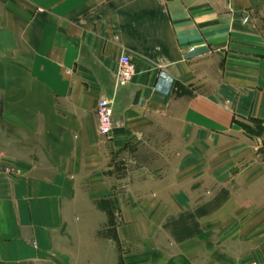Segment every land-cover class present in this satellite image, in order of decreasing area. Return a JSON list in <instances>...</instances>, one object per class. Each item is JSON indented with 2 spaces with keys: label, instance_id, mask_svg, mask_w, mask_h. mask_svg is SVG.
<instances>
[{
  "label": "crops",
  "instance_id": "crops-1",
  "mask_svg": "<svg viewBox=\"0 0 264 264\" xmlns=\"http://www.w3.org/2000/svg\"><path fill=\"white\" fill-rule=\"evenodd\" d=\"M263 148L264 0H0V264L264 263Z\"/></svg>",
  "mask_w": 264,
  "mask_h": 264
},
{
  "label": "built area",
  "instance_id": "built-area-1",
  "mask_svg": "<svg viewBox=\"0 0 264 264\" xmlns=\"http://www.w3.org/2000/svg\"><path fill=\"white\" fill-rule=\"evenodd\" d=\"M135 68L131 62L129 56L125 53H121L117 59L116 70L113 75V86L117 87L119 85L127 83L132 75L134 74ZM112 101L104 96L99 97L96 100L94 116L96 131L99 135H107L113 128L120 126L121 121L112 118L111 111ZM264 157V148H263ZM7 174H15L16 170L11 168H4L3 170ZM242 264H264L255 261H247Z\"/></svg>",
  "mask_w": 264,
  "mask_h": 264
}]
</instances>
